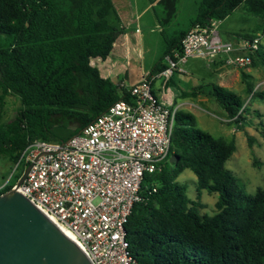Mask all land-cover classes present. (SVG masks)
<instances>
[{
    "label": "trees",
    "instance_id": "obj_1",
    "mask_svg": "<svg viewBox=\"0 0 264 264\" xmlns=\"http://www.w3.org/2000/svg\"><path fill=\"white\" fill-rule=\"evenodd\" d=\"M176 3L156 1L164 15L161 24L175 16ZM242 5L264 21V0H200L188 29L221 21ZM187 30L164 38V54L150 73L164 69L165 57L181 51ZM123 32L112 0H0V107L8 95L20 103L14 117L0 124V155L16 162L33 140L63 143L116 100H129L128 89L102 77L91 63L105 59ZM253 55L261 53H251V59ZM199 93L200 86L180 91L178 97ZM209 93L229 121L240 125L245 111L240 96L215 83ZM247 93L255 95L249 85ZM251 140L247 135L250 147ZM234 151L233 139L214 137L196 128L192 113L175 111L169 154L159 170L144 175L141 200L133 204L125 224L129 250L139 262L264 264V187L252 195L241 192L225 166ZM171 156L176 160L169 167ZM25 166L21 162L14 181L0 194L10 189ZM185 169L196 176L195 199L176 181ZM203 190L217 193L213 214L200 212Z\"/></svg>",
    "mask_w": 264,
    "mask_h": 264
},
{
    "label": "built area",
    "instance_id": "obj_2",
    "mask_svg": "<svg viewBox=\"0 0 264 264\" xmlns=\"http://www.w3.org/2000/svg\"><path fill=\"white\" fill-rule=\"evenodd\" d=\"M219 24L213 19L190 27L164 69L143 74L128 88L129 100H116L78 134L63 143L33 140L21 153L18 161L29 169L10 189L68 230L91 264H143L129 250L125 224L141 200L144 175L159 170L169 154L177 110L156 96L152 83L160 80L164 91L189 57L219 58L238 69L251 65L259 37L224 41Z\"/></svg>",
    "mask_w": 264,
    "mask_h": 264
},
{
    "label": "rangeland",
    "instance_id": "obj_3",
    "mask_svg": "<svg viewBox=\"0 0 264 264\" xmlns=\"http://www.w3.org/2000/svg\"><path fill=\"white\" fill-rule=\"evenodd\" d=\"M112 1L120 11L122 10L120 4L124 3V7H128L129 15L126 20L132 18V23H121L123 31L126 30L130 37L134 36L135 29L139 31L137 49L141 50V57L138 54V58L125 67V72H119L113 79L114 83H123L124 88L128 89L140 80V68L150 73L152 67L161 59L166 47L164 38L190 26L191 20L196 16L200 0H177L175 16L167 24L160 23L159 18L164 16L161 6L155 4L150 7L149 0ZM131 14L133 17H130ZM138 14L140 15L136 18ZM162 29L163 32H161ZM218 32L222 40L229 42H235L241 35L258 36L260 40L258 51L261 56L253 55V64L243 69L224 65L222 62L216 65L209 59L189 57L182 66L184 73L175 72L171 81H168V86L170 91H190L195 87H201V93L196 97H177V104L182 103L177 109L192 113L196 128L214 137L234 140L235 151L226 161L225 166L236 177L241 192L252 195L258 187H264V139L258 130L260 125H264V21L260 16L247 11L242 5L220 21ZM100 60L101 58H94L91 63L97 67ZM163 61L166 63L165 59ZM219 72H228L234 77L229 78L228 73L222 75ZM160 82L157 80L152 83L153 92L154 88L161 84ZM212 83L234 91L242 99L245 111L242 114L244 118L240 129H237L240 125H236L232 120L229 121L225 112L213 100L209 93ZM247 85L251 86L252 91L255 92L252 98L251 93H247ZM19 106L18 97L6 96L3 106L0 107V124L11 120ZM247 135L251 136V147L247 141ZM166 163L169 167L173 166L170 160ZM20 167L21 163L18 160L9 161L5 156L0 155V186L7 182L12 183ZM176 181L186 187V193L191 199H195L196 176L191 170L185 169L178 175ZM216 199L217 193H208L203 190L200 201L204 207L200 209V212L213 214Z\"/></svg>",
    "mask_w": 264,
    "mask_h": 264
},
{
    "label": "water",
    "instance_id": "obj_4",
    "mask_svg": "<svg viewBox=\"0 0 264 264\" xmlns=\"http://www.w3.org/2000/svg\"><path fill=\"white\" fill-rule=\"evenodd\" d=\"M170 162H175L174 156ZM29 166L15 182L18 186ZM0 264H91L78 245L16 189L0 194Z\"/></svg>",
    "mask_w": 264,
    "mask_h": 264
},
{
    "label": "crops",
    "instance_id": "obj_5",
    "mask_svg": "<svg viewBox=\"0 0 264 264\" xmlns=\"http://www.w3.org/2000/svg\"><path fill=\"white\" fill-rule=\"evenodd\" d=\"M156 1L157 0L150 1V7H153V5H155ZM115 7H116V10L118 12V15L120 17L122 24H126L128 22L132 23V18H130L129 20H126V17H128V15H129L128 14L129 11H128V7H124V3L120 4V7L122 8L121 11L119 10V8L116 5H115ZM139 15L140 14L136 15V18ZM130 17H133L132 14ZM187 29L188 28H186L185 30H187ZM137 30L138 29H135L133 31V34H134V36L132 34L133 37H130V35L128 34V32L126 30H125V32L118 35V37L116 38V40L113 43V47H112V50L110 51L109 55L105 59H101L99 66H97L98 71L102 77L109 78L110 80L113 81V79L118 75L119 72H122V73L125 72V67L127 65H131L132 61H135L138 58V54L141 57V50L139 51L137 49V41L139 39V31H137ZM220 62H221V59H215L214 61H212V63L216 64V65ZM148 72L149 71H146V70H143L142 68H140L139 76L141 77L143 74L148 73ZM176 73H178V72H176ZM219 73H221V72H219ZM227 73L228 72H224L221 74L227 75ZM172 77L170 79H172ZM232 77H234V76L232 74L231 75L229 74V78H232ZM155 81H157V80H155ZM170 81L171 80H169V82ZM154 92H155L156 96H158V97L163 96V98L166 100L168 105H174L176 107H178L179 105L180 106L182 105V103L177 104V102H176V98L179 96L180 91H177V90L170 91L169 86H168V82L166 84V88L164 89V91L161 89V86L159 85V86L154 88Z\"/></svg>",
    "mask_w": 264,
    "mask_h": 264
},
{
    "label": "bare ground",
    "instance_id": "obj_6",
    "mask_svg": "<svg viewBox=\"0 0 264 264\" xmlns=\"http://www.w3.org/2000/svg\"><path fill=\"white\" fill-rule=\"evenodd\" d=\"M68 238L75 242L73 235L66 229L62 228L60 225L56 224L51 218H49ZM76 243V242H75Z\"/></svg>",
    "mask_w": 264,
    "mask_h": 264
}]
</instances>
